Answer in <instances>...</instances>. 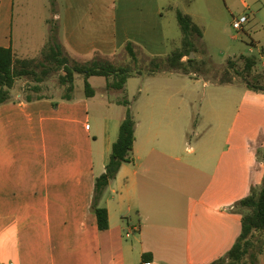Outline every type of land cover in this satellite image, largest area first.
Listing matches in <instances>:
<instances>
[{"label":"crops","instance_id":"0c3cea01","mask_svg":"<svg viewBox=\"0 0 264 264\" xmlns=\"http://www.w3.org/2000/svg\"><path fill=\"white\" fill-rule=\"evenodd\" d=\"M95 1L70 0L71 12L54 19L71 21L77 30L72 35L84 36L91 29L85 5L108 0ZM164 1L175 12L172 0L111 3L118 6L123 34L129 36L132 25L137 36H149L150 21L154 28L156 19H164ZM28 4L0 0V46L12 49L16 60H26L24 26L18 46L14 36L15 19L29 15ZM43 19L49 23L46 14ZM96 19L105 29L107 18ZM160 27L168 50L172 43L164 38L163 22ZM177 76L187 75L136 76L142 79L131 104L134 163L123 164L105 190V231L92 209L95 181L105 173L127 108L107 95V83L103 90L94 87L90 98L80 80L74 93L84 92L71 100L42 92L43 99L27 102L21 91L27 82H18L16 100L0 106V264H213L228 255L242 231L237 203L256 186L261 158L252 150L264 136V111L203 123L202 138L209 136L199 139L193 158L203 166L192 164L186 139L195 113ZM258 264H264V250Z\"/></svg>","mask_w":264,"mask_h":264},{"label":"rangeland","instance_id":"374dc122","mask_svg":"<svg viewBox=\"0 0 264 264\" xmlns=\"http://www.w3.org/2000/svg\"><path fill=\"white\" fill-rule=\"evenodd\" d=\"M21 0H16L17 7ZM108 0L106 3H87L85 12L89 14L91 29L85 31L84 36L72 35L77 30L71 25V21H60L54 19L56 14L62 18L65 12H71L73 4L70 0H29L26 5L29 15L26 18H16L15 24V45H19L20 27L24 26L26 38L29 44L20 48H25L26 60L29 62H39L42 60L43 52L53 28L56 29L57 41L65 50V56L71 64L87 65L93 61L110 62L116 66L129 67L133 70L148 71L151 68L150 60L155 59L166 63L168 57L173 52L182 48L183 32L177 21L176 11L185 15H192L193 22L202 32V37L198 34L192 35L194 59L198 66L190 76H177L181 81L182 88L187 92L188 101L192 104L193 122L191 123L186 142L188 144L187 160L197 166H203L200 162H194L200 153L201 143H197L203 137L204 124H217L218 118L230 117L233 114H243L245 110L264 111V94L256 93L247 89L242 78L236 74L244 67V60L241 57L255 58L257 68L255 75H264V0H172L176 7L175 12H171L168 2H162L164 9V19H156L154 28L150 21V30L148 34L138 36L130 28V35L123 34L122 22L116 21L118 6ZM93 2H96L93 0ZM77 7V5H75ZM4 7V3L1 9ZM4 11V10H0ZM46 18L49 23H45ZM106 17V28L102 29L97 25L98 15ZM242 16H247L249 22L243 30L234 29V21ZM161 18V17H160ZM160 22L165 27L164 38H169L171 45L165 48L162 39ZM18 32V33H17ZM48 38V40H47ZM47 40V41H46ZM142 43L136 45L135 42ZM124 42L131 44L137 53L139 63L135 65L129 57ZM59 43V44H60ZM254 43V44H253ZM79 51H73V50ZM165 50L169 53H165ZM82 55V56H80ZM84 55V56H83ZM21 55L18 56L19 59ZM188 58H185V61ZM233 60L237 66L230 69L227 62ZM229 71V72H228ZM60 74V73H59ZM142 78L131 79L121 92L108 90L107 95L113 100L128 99L132 103L133 95L138 96L140 90V81ZM233 79L234 82L225 84L227 80ZM58 74L50 79L49 92L53 96L77 95L80 92L68 94L63 92L58 83ZM89 83L98 90L105 89L107 80L105 78L93 77ZM264 85V82H262ZM27 86L23 84L21 87ZM55 90V91H54ZM84 92V91H82ZM81 92V93H82ZM201 127V128H200ZM209 135L201 140L207 139ZM252 150L253 157L257 155L264 156V136ZM193 148L195 153L190 149ZM238 156L240 151L234 150ZM234 152H230L231 155ZM264 159L259 160L258 167L254 173L256 186L254 191H260L264 183V175L260 172L264 168ZM251 194V193H250Z\"/></svg>","mask_w":264,"mask_h":264},{"label":"trees","instance_id":"16d2710c","mask_svg":"<svg viewBox=\"0 0 264 264\" xmlns=\"http://www.w3.org/2000/svg\"><path fill=\"white\" fill-rule=\"evenodd\" d=\"M176 16L183 32L182 48L173 52L166 63L155 59L150 61L151 68L148 71L116 66L107 61H93L87 65L71 64L57 41V33L54 28L43 52L42 60L39 62L16 60L12 49L0 46V106L16 100L17 84L22 80L27 82L25 84L27 86L21 87L27 102L43 99L38 94L50 89V79L57 74L61 90L64 89L68 94H72L79 86V81L82 80L85 95L89 98L96 94V89L89 83V79L93 77L105 78L108 90L121 92L125 89L127 82L136 76L154 75L161 72L192 75L198 66L196 59H189L190 54L194 52L192 35L198 34L202 37V32L190 16L180 11H176ZM126 50L133 63L137 65L139 59L133 46L127 45ZM185 58L188 60L184 61ZM241 60H244V68L241 71H236V74L242 78L247 89L264 94V85L262 84L264 75H255L256 59L241 57ZM227 64L231 70L237 66L233 60H229ZM233 82L234 80L230 79L224 83ZM70 98V95L65 96V100H71ZM119 104L127 108V113L119 128L118 138L112 146L105 173L95 181L92 209L97 216L101 231L109 228L108 211L100 205L105 190L117 178L123 164L134 163L137 122L131 110V101L124 98L119 101ZM261 159H264V156ZM236 208L242 216L241 235L228 255L213 264L259 263V258L264 250V183L260 191L252 189L248 197L237 203Z\"/></svg>","mask_w":264,"mask_h":264},{"label":"built area","instance_id":"2783aa9c","mask_svg":"<svg viewBox=\"0 0 264 264\" xmlns=\"http://www.w3.org/2000/svg\"><path fill=\"white\" fill-rule=\"evenodd\" d=\"M249 22V18L247 16H242L239 19L234 21V29L237 31L243 30L244 26ZM87 129H90V126H86ZM129 236V235H128Z\"/></svg>","mask_w":264,"mask_h":264},{"label":"water","instance_id":"95a60500","mask_svg":"<svg viewBox=\"0 0 264 264\" xmlns=\"http://www.w3.org/2000/svg\"><path fill=\"white\" fill-rule=\"evenodd\" d=\"M194 57H195L194 53H191L190 56H189V59L192 60V59H194Z\"/></svg>","mask_w":264,"mask_h":264}]
</instances>
